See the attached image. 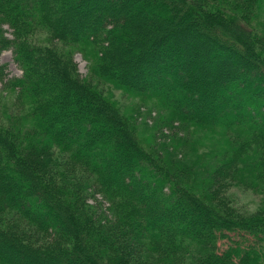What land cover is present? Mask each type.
I'll use <instances>...</instances> for the list:
<instances>
[{
    "label": "trees",
    "instance_id": "1",
    "mask_svg": "<svg viewBox=\"0 0 264 264\" xmlns=\"http://www.w3.org/2000/svg\"><path fill=\"white\" fill-rule=\"evenodd\" d=\"M261 8L264 0H0V54L11 48L22 69L8 77L0 66L1 92L17 107L0 123V264H264V207L247 215L214 203L222 184L264 191ZM41 31L68 50L35 41ZM77 49L100 79L211 134L198 141L211 161L196 170L145 147L119 105L77 73ZM52 148L87 179L46 176L39 158Z\"/></svg>",
    "mask_w": 264,
    "mask_h": 264
},
{
    "label": "rangeland",
    "instance_id": "2",
    "mask_svg": "<svg viewBox=\"0 0 264 264\" xmlns=\"http://www.w3.org/2000/svg\"><path fill=\"white\" fill-rule=\"evenodd\" d=\"M234 1L242 3L247 0ZM142 14L147 15V12H143ZM255 21L264 29L263 10L256 15ZM33 39L37 42L48 43L51 47H65L61 43L50 42L48 36L43 31L35 34ZM193 39L196 41L195 38ZM65 49L68 50L67 47ZM71 57L80 77L99 88L105 95L115 101L121 110L130 117L145 147L156 148L158 146L166 155L176 160L185 159L189 165L196 167V170H199L200 166L211 161V159L204 156L205 150H208L210 145L199 147L198 144V141L201 139H207L209 141V136H212L211 134L206 131L199 130L196 132L188 129V127L182 126L181 122L174 119L171 121L162 107L153 100L144 101L138 96H133L119 89L113 83L100 79L92 69V59L79 49L75 50ZM0 66H4L5 74L8 77L20 76L22 74V69L15 61L14 52L11 48L3 50L0 54ZM1 91L2 83H0V123H6L16 112L15 109L17 107L14 105L13 93ZM6 94H8V97L4 96ZM51 153H53L51 159H46L47 156L44 158L41 156L39 158V161H41L40 168L46 176L60 182V184H68L69 186L76 185V183L79 184L81 183L80 181L84 182L87 179L86 173L81 170H77L78 175L72 176L70 170H68L69 165L66 155L60 153L55 148H52L51 152L47 153V155ZM72 177L73 181L76 177L78 182L77 180L73 182ZM201 183L199 182V184ZM223 185H220L215 190L214 203L217 205L236 213L247 215L261 211L262 207H264V191L260 187H249L237 182ZM99 198H102V196L95 195L94 198L90 197L89 201L96 203L95 199L99 200ZM106 205L107 203H105ZM19 229L25 233H31L38 243L45 239L34 228L25 224H20Z\"/></svg>",
    "mask_w": 264,
    "mask_h": 264
}]
</instances>
